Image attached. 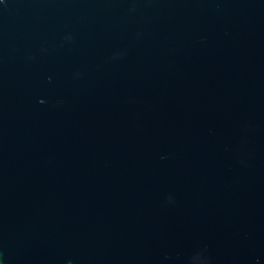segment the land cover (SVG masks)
<instances>
[{"label": "water", "instance_id": "obj_1", "mask_svg": "<svg viewBox=\"0 0 264 264\" xmlns=\"http://www.w3.org/2000/svg\"><path fill=\"white\" fill-rule=\"evenodd\" d=\"M0 264H264V0H0Z\"/></svg>", "mask_w": 264, "mask_h": 264}]
</instances>
